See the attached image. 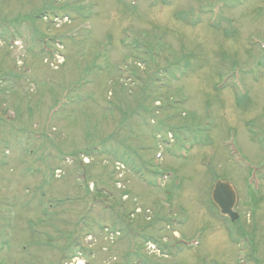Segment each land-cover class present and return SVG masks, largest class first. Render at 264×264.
<instances>
[{
	"label": "rangeland",
	"instance_id": "rangeland-1",
	"mask_svg": "<svg viewBox=\"0 0 264 264\" xmlns=\"http://www.w3.org/2000/svg\"><path fill=\"white\" fill-rule=\"evenodd\" d=\"M79 257L264 264V0H0V264Z\"/></svg>",
	"mask_w": 264,
	"mask_h": 264
},
{
	"label": "water",
	"instance_id": "water-1",
	"mask_svg": "<svg viewBox=\"0 0 264 264\" xmlns=\"http://www.w3.org/2000/svg\"><path fill=\"white\" fill-rule=\"evenodd\" d=\"M211 196L222 214L227 215L231 220L237 218V214L233 212L235 194L227 182L218 180L214 185Z\"/></svg>",
	"mask_w": 264,
	"mask_h": 264
}]
</instances>
